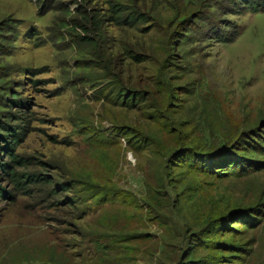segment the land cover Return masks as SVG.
Instances as JSON below:
<instances>
[{"label":"rangeland","instance_id":"374dc122","mask_svg":"<svg viewBox=\"0 0 264 264\" xmlns=\"http://www.w3.org/2000/svg\"><path fill=\"white\" fill-rule=\"evenodd\" d=\"M115 1H87L97 19L103 16L100 53L116 58L111 63L103 56L105 70L95 66L98 49L77 43L72 31L82 0H0V119L20 130L12 147L19 164L0 148V187L11 192L0 195V243L12 247L5 264H36L64 252L84 264V258L98 256L95 237L143 231L138 222H128L120 205L89 202L91 187L106 195L109 181L141 198L154 163L148 151L129 148L122 125L153 135L161 131L159 124L144 121L142 111L111 102V70L121 83L137 85L151 97L162 94L158 82L164 74L171 86L170 110L179 112L174 122L193 120L219 130L231 114L228 126L236 122L235 132L264 122V10L239 16L240 0H219L222 12L209 8L212 0H119L128 8L124 12L143 13L148 21L128 30L110 21ZM204 10L219 27L237 19V37L215 42ZM128 46L147 51L150 61L135 63L124 54ZM86 184L90 190L83 194ZM63 185L69 189L62 192ZM226 185L235 197L254 201L264 192V174ZM75 195L81 199L73 208L67 201ZM257 239L255 261L264 264V227Z\"/></svg>","mask_w":264,"mask_h":264},{"label":"trees","instance_id":"16d2710c","mask_svg":"<svg viewBox=\"0 0 264 264\" xmlns=\"http://www.w3.org/2000/svg\"><path fill=\"white\" fill-rule=\"evenodd\" d=\"M87 1L80 3L82 8L76 11L72 31L76 33L77 43L92 46L94 51L98 49L97 57H93L95 66L99 64L107 70L103 56L111 63L116 62V58L100 53L98 38L102 34L103 16L97 19L99 13L89 9ZM218 2L212 0L207 5L212 4L209 8L218 7L222 12ZM121 3L123 1L119 0L113 3L109 16L119 28L139 30V22H148L143 13L124 12L128 8ZM62 10L66 15L64 7ZM262 10L264 0H240L237 12L242 16L248 11ZM208 14L205 11L204 19L211 26L209 30L214 28L215 42L227 44L237 37V19L230 20L228 25L227 21H222L225 25L219 27L215 24L218 20L208 21ZM228 28L229 32L226 31ZM31 30L33 35L35 29ZM223 30L227 33L224 36ZM168 41H171V45L168 44L170 48L174 43L170 37ZM169 48L167 56L171 54ZM146 53L149 56L147 51L142 52L136 46L124 49V54L135 63L149 62L150 57L146 58ZM113 73L112 70L109 72L112 81L107 82V85H113L109 90L114 96L111 102L114 105L118 102L129 110L142 111L144 121L159 124L161 131L153 135L142 128L122 125L121 132L127 138L129 148L135 153L148 151V157H152L151 162L154 163L151 165L153 173L146 176L147 190L139 193L141 198L134 191L119 190L112 181H109L111 185L106 195L96 185L90 190L86 184L82 189L83 194L90 190L89 202L94 206L120 205L128 222H138L143 229L128 228L125 233L106 234L102 239L95 237L93 245L98 256L84 258V264H152L155 259L157 264H257V232L264 227V192L254 201H246L235 197L223 186H227L229 181H243L254 178L257 173L264 174V122L236 132V122L234 127L228 126L234 120L231 114L219 130L206 125L197 126L193 120L174 122L179 112L170 110L173 109L169 104L171 86L164 74L158 82L162 94L151 97L150 92L136 88L137 85L121 83L116 76H111ZM225 114L228 115L226 111L223 112ZM7 123L0 119L2 130L12 129L11 132L0 133V148L10 151L11 160L19 164L18 156L12 154V147L18 145L20 130L19 127L10 128ZM238 123L240 127L242 123L239 120ZM45 180L48 184L53 183ZM96 188L99 190L94 191ZM67 189L68 186H61L62 192ZM54 194L59 193L56 191ZM0 195L9 197L11 192L0 187ZM80 199L79 195L69 198L68 206L76 208ZM57 202L60 205V201ZM106 215L107 212L103 217ZM151 225L157 227V232L150 231ZM148 245L151 247L144 249ZM0 249V264H5L12 247L4 242L3 245L0 243ZM115 255L120 259L113 260ZM51 256L48 261L36 264H78L65 252L60 257L56 254Z\"/></svg>","mask_w":264,"mask_h":264}]
</instances>
